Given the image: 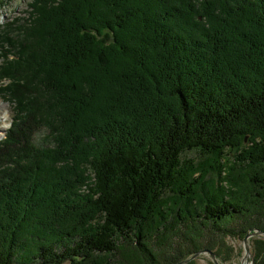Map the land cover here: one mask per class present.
<instances>
[{"label":"trees","instance_id":"obj_1","mask_svg":"<svg viewBox=\"0 0 264 264\" xmlns=\"http://www.w3.org/2000/svg\"><path fill=\"white\" fill-rule=\"evenodd\" d=\"M28 10L0 30V264H226L264 231V0Z\"/></svg>","mask_w":264,"mask_h":264},{"label":"rangeland","instance_id":"obj_2","mask_svg":"<svg viewBox=\"0 0 264 264\" xmlns=\"http://www.w3.org/2000/svg\"><path fill=\"white\" fill-rule=\"evenodd\" d=\"M30 0H0V30L2 27L14 20H24L28 14V5ZM11 108L0 98V140L4 137V133L9 128L11 121ZM38 142V138H36ZM39 144V143H35ZM183 160H193L194 162L203 160V157L198 153V151H189L183 153ZM228 245L234 250V258L226 264H241L243 258L242 241L228 239ZM250 248V247H249ZM251 253V249H250ZM199 264H208L211 259L208 255H201L199 259L196 260ZM252 264V256H251ZM212 263V262H211ZM220 263V262H219ZM221 264V263H220Z\"/></svg>","mask_w":264,"mask_h":264},{"label":"water","instance_id":"obj_3","mask_svg":"<svg viewBox=\"0 0 264 264\" xmlns=\"http://www.w3.org/2000/svg\"><path fill=\"white\" fill-rule=\"evenodd\" d=\"M264 236V231H253V232H248L246 234V236L243 238L242 240V249H243V258H242V262H240L241 264H251V253H250V248H249V238L252 237H263ZM201 255H208L209 258L211 259L210 262H212V264H220L218 259L216 258L215 254L211 251H209L208 249H204V250H200L196 253H194L192 256H190L189 258L185 259V260H181L180 262L176 263V264H188L193 260H196L199 256Z\"/></svg>","mask_w":264,"mask_h":264}]
</instances>
